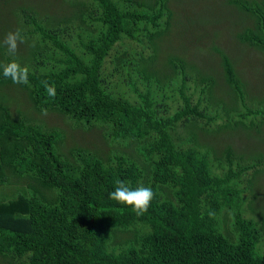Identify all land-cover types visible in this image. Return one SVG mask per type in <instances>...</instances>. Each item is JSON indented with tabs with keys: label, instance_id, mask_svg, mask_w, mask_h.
<instances>
[{
	"label": "trees",
	"instance_id": "16d2710c",
	"mask_svg": "<svg viewBox=\"0 0 264 264\" xmlns=\"http://www.w3.org/2000/svg\"><path fill=\"white\" fill-rule=\"evenodd\" d=\"M227 1L246 16L235 40L264 64V0ZM64 3L0 8V38L19 27L26 40L0 63L30 73L29 85L0 74V185H17L0 192V264H264V84L248 90L214 41L200 64L162 57L169 0ZM42 109L70 128L98 123L107 147L68 139ZM237 129L256 142L237 150L224 133ZM117 180L153 190L144 215L109 198Z\"/></svg>",
	"mask_w": 264,
	"mask_h": 264
},
{
	"label": "rangeland",
	"instance_id": "374dc122",
	"mask_svg": "<svg viewBox=\"0 0 264 264\" xmlns=\"http://www.w3.org/2000/svg\"><path fill=\"white\" fill-rule=\"evenodd\" d=\"M171 8L173 10L171 17V27L163 35L160 40V48L162 57L165 50L179 53L182 57L188 59V57L194 58L200 64L201 55L207 54L205 45L211 44L214 41L217 46L226 50L233 58V60L239 64L238 69H241L243 77L250 85L248 90L252 92L258 89L259 84H264V79L252 70V67L248 65L251 61H258L259 64L264 65L258 58L262 53L256 49L247 47L238 43L235 40V29L240 25H244L246 16L232 9V3L227 0H169ZM16 3L31 4L41 12H48L51 15L57 13L67 12L71 9V6L64 3V0H0V8L6 11L12 16L11 9ZM169 4V5H170ZM231 6V7H230ZM1 24V23H0ZM169 53H166L167 56ZM156 55L152 56L153 62L156 60ZM158 61V60H157ZM208 61V60H207ZM255 64L254 62H252ZM215 66V63H211ZM14 93L15 100H24L23 95L14 88H10ZM47 118L48 124H58L65 127L64 131L68 139L82 141L84 145L89 148L105 149L107 147L106 142L98 134L99 125L94 124L89 128H70L67 122L59 115H42ZM229 140L233 143V146L237 149H247L252 146L256 140H252V135L249 138L243 136L241 131L230 130L224 132ZM260 186L258 189L260 201H256L254 205L262 207L261 210L264 215V174L261 175ZM17 185L12 181L7 184L0 185V192L10 197L16 190Z\"/></svg>",
	"mask_w": 264,
	"mask_h": 264
},
{
	"label": "clouds",
	"instance_id": "9594fccd",
	"mask_svg": "<svg viewBox=\"0 0 264 264\" xmlns=\"http://www.w3.org/2000/svg\"><path fill=\"white\" fill-rule=\"evenodd\" d=\"M26 42L22 35L21 29L18 27L15 30H9L0 38V48L6 49L9 56H16L21 44ZM34 46V45H33ZM0 74L5 79L11 80L13 84L29 85V69L22 66L16 60H11L7 63H0ZM45 91L49 97H55V87L48 84L47 81H42ZM42 114L47 115V110L42 109ZM154 192L150 187L143 185L132 188L126 181L117 180L115 188L109 193V198L121 205L131 208L137 216L144 215L154 198Z\"/></svg>",
	"mask_w": 264,
	"mask_h": 264
}]
</instances>
